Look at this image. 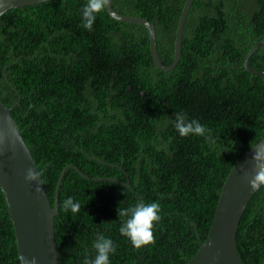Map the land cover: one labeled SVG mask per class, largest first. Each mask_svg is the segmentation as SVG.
I'll return each instance as SVG.
<instances>
[{"label": "trees", "instance_id": "1", "mask_svg": "<svg viewBox=\"0 0 264 264\" xmlns=\"http://www.w3.org/2000/svg\"><path fill=\"white\" fill-rule=\"evenodd\" d=\"M187 0H112L113 8L154 23L161 61L175 57ZM87 0H47L0 16V98L42 172L55 217L60 264L94 258L99 233L112 239L111 264H187L208 236L237 158L264 138V75L245 57L264 41V0H193L182 53L157 68L149 29L110 15L82 27ZM248 65L264 71V44ZM205 125L181 137L175 113ZM209 137V138H206ZM113 178L107 181L99 178ZM69 197L80 211H65ZM161 204L153 243L135 248L118 209ZM240 256L264 264V185L237 232ZM0 264H21L14 224L0 185Z\"/></svg>", "mask_w": 264, "mask_h": 264}, {"label": "water", "instance_id": "2", "mask_svg": "<svg viewBox=\"0 0 264 264\" xmlns=\"http://www.w3.org/2000/svg\"><path fill=\"white\" fill-rule=\"evenodd\" d=\"M47 0H0V16L16 7H24ZM193 0H187L179 20L175 57L172 63L164 64L158 53L157 33L154 23L143 17L121 14L112 6L110 0L107 10L118 20L145 25L149 29L151 51L157 68L169 71L179 62L182 53V36L186 16ZM264 41L257 42L247 53L244 68L257 75V71L248 65L252 53ZM0 98V185L6 197L10 215L14 224L19 255L26 258L37 257L38 264H60L56 239L55 217L59 214V191L68 168L77 169L81 175L90 179L77 166L67 165L58 180L56 203L52 206L44 182L40 185L43 194L36 192V183L25 180L29 167H39L19 128L11 110ZM256 146H264V138L237 158L235 165L224 182L214 219L208 236L201 240V246L187 264H248L240 256L237 244V232L244 211L253 195L249 180L255 175L256 166L253 159ZM40 179L43 181L42 176ZM107 181H118L113 178H99Z\"/></svg>", "mask_w": 264, "mask_h": 264}, {"label": "clouds", "instance_id": "3", "mask_svg": "<svg viewBox=\"0 0 264 264\" xmlns=\"http://www.w3.org/2000/svg\"><path fill=\"white\" fill-rule=\"evenodd\" d=\"M110 0H87L82 9L83 24L82 27L88 31L93 30V25L97 15L104 11L109 5ZM175 128L181 137L189 135L205 136L210 130L196 119H189L182 112L175 113ZM209 138V137H206ZM253 159L255 161L256 172L249 180L252 190L259 189L264 185V146H256ZM42 172L29 167L26 171L25 180L36 183V192L43 194V181L40 179ZM80 203L69 197L63 202L65 211L71 209L73 213L80 211ZM161 204L158 202L143 203L140 202L134 207L127 209H118L119 217H127L119 228L120 233L129 238L133 246L137 249L147 246L154 242V228L162 217ZM93 247L96 251L94 258L85 257L83 264H111L110 255L116 253V246L112 239L103 233H99L94 240ZM21 264H38L37 257L26 258L20 257Z\"/></svg>", "mask_w": 264, "mask_h": 264}]
</instances>
